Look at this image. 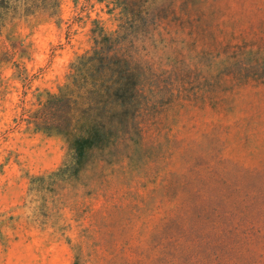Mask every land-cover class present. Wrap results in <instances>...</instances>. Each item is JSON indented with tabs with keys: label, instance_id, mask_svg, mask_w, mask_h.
Listing matches in <instances>:
<instances>
[{
	"label": "rangeland",
	"instance_id": "rangeland-1",
	"mask_svg": "<svg viewBox=\"0 0 264 264\" xmlns=\"http://www.w3.org/2000/svg\"><path fill=\"white\" fill-rule=\"evenodd\" d=\"M8 1L0 264H264V0ZM100 31L139 107L75 173L26 117Z\"/></svg>",
	"mask_w": 264,
	"mask_h": 264
},
{
	"label": "trees",
	"instance_id": "trees-1",
	"mask_svg": "<svg viewBox=\"0 0 264 264\" xmlns=\"http://www.w3.org/2000/svg\"><path fill=\"white\" fill-rule=\"evenodd\" d=\"M9 9L0 0V21ZM26 11V9H25ZM117 37L99 32L93 47L71 63L70 81L46 92L26 121L37 132L61 137L74 159L75 173L90 153L125 132L139 107L137 73L116 48ZM7 61L0 53V62Z\"/></svg>",
	"mask_w": 264,
	"mask_h": 264
}]
</instances>
